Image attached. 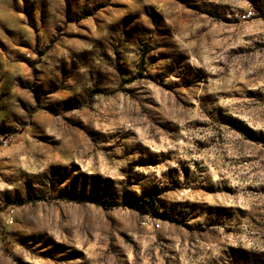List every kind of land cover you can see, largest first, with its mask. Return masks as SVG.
<instances>
[{"label": "rangeland", "instance_id": "obj_1", "mask_svg": "<svg viewBox=\"0 0 264 264\" xmlns=\"http://www.w3.org/2000/svg\"><path fill=\"white\" fill-rule=\"evenodd\" d=\"M0 264H264V0H0Z\"/></svg>", "mask_w": 264, "mask_h": 264}, {"label": "trees", "instance_id": "obj_2", "mask_svg": "<svg viewBox=\"0 0 264 264\" xmlns=\"http://www.w3.org/2000/svg\"><path fill=\"white\" fill-rule=\"evenodd\" d=\"M153 203V199H150L149 200V204L151 205Z\"/></svg>", "mask_w": 264, "mask_h": 264}]
</instances>
